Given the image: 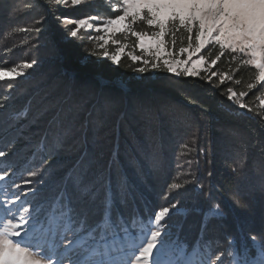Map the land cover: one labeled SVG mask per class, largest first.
Segmentation results:
<instances>
[{
    "label": "trees",
    "instance_id": "trees-1",
    "mask_svg": "<svg viewBox=\"0 0 264 264\" xmlns=\"http://www.w3.org/2000/svg\"><path fill=\"white\" fill-rule=\"evenodd\" d=\"M19 1L24 0L11 5L10 0H0V70L21 67V63L12 62L19 61L26 46L35 43L34 35L48 40L56 52L49 55L52 60L47 66L59 68L55 79L60 85L52 95L50 111L54 114L59 108L76 106L73 123L78 134L64 152L46 156L40 142L53 114L33 118L32 113L48 101L41 106L37 91L31 92L27 83L18 86L17 82L0 81V93L1 85L6 86L0 96V105H5L0 108V149L7 153L0 158V168L10 165L9 175L17 173L12 187L0 182V193L6 197V188L14 193L20 185L29 196L35 190L38 200H50L60 187L70 158L87 152L101 186L110 182L114 190L119 185L131 193V197L125 196L124 204H118L122 214L136 209L149 216L170 202L176 203L181 211L175 209L170 225L166 224L173 239L189 248L209 239L221 250L235 241L243 257L253 264L258 253L251 239L255 237L264 254V91L257 90L258 84L255 96L249 93L243 98L251 112L229 101L226 92L229 86L237 92L246 90L258 70L242 66L233 74L240 56L236 54L233 60L226 53L211 70L229 72L233 81H241L239 85L227 80L220 84L219 77L209 83L206 71L197 77L163 72L143 82L137 77L142 63L130 56H121L116 64L85 41L68 34L62 39L60 29L53 26L58 23L56 9L44 25L21 21L24 18L18 17L16 9H20V16L45 9L41 1L35 0V9L19 7ZM139 26L150 32L149 27ZM42 27H46L45 32ZM165 41L173 53L189 47L183 29L176 32L174 45L171 36ZM217 52L218 46L209 45L202 55L211 59ZM15 114L19 118L13 123L9 118ZM202 149L205 155H200ZM153 155L159 159L157 168L150 165ZM241 156L246 157L247 166L235 176L233 161ZM30 173L37 175V182L25 184ZM31 184H37L36 189ZM173 184L180 187L172 188ZM103 195L101 187L99 198ZM216 204L224 209V215L207 220L206 214ZM205 222L208 227L202 231Z\"/></svg>",
    "mask_w": 264,
    "mask_h": 264
},
{
    "label": "snow or ice",
    "instance_id": "snow-or-ice-1",
    "mask_svg": "<svg viewBox=\"0 0 264 264\" xmlns=\"http://www.w3.org/2000/svg\"><path fill=\"white\" fill-rule=\"evenodd\" d=\"M117 2L122 6L111 9L116 13L114 18L104 20L99 16H88L75 20V28L69 34L76 37L81 29L109 34L131 33L137 38L141 50L154 55L152 67L159 66L161 54L164 53L163 64L169 72L180 75L177 69L191 61V67H183L184 74L199 75L193 69L205 66L209 83L214 77H219L220 84H224L225 80L233 81V75L229 72L218 74L211 69L226 53L233 60L239 54L240 59L236 68L232 69L233 74L242 66H254L258 71L246 90L237 92L227 87V99L241 109L252 111L242 101L249 93L253 96L257 94L253 90L257 89L258 84L260 88L257 90L264 91V0ZM45 3L52 11L67 6L69 0H45ZM70 3L72 6L87 5L90 0H70ZM90 21H95V25ZM37 22L42 24L44 17ZM60 22L66 23L67 18ZM137 22H143L153 29L151 34L134 31L133 25ZM181 29L187 33L189 47H182L179 51L187 58L169 60L165 37L171 36L174 45L176 32ZM35 30L40 31L39 28ZM99 39L104 41V45L108 43L104 35H100ZM209 45L218 46V52L214 58L206 59V55L200 53ZM124 52L125 47H118L116 54L110 55L105 49L102 55L119 64ZM130 59L142 61L145 65L149 63L137 55H131ZM34 63H27L24 67L31 68ZM145 70V67L137 69L141 73ZM17 76H24L23 71L16 68L0 70V80ZM233 82L236 85L241 83L239 79ZM4 106L0 105V108ZM51 107L46 105L38 117L45 116ZM75 110L74 105L67 109L59 108L48 119L40 142L46 156L58 155L68 147L74 135ZM18 118L19 114H15L9 119L15 123ZM6 154V150L0 149V158ZM200 155H205L203 149ZM233 164L232 172L239 176L247 166V159L241 156ZM150 165L159 167L156 155L150 157ZM9 167L0 168V182H4L7 188L15 184L17 177L16 172L9 175ZM16 187L19 190L14 193L7 192L6 188L7 198L0 200V264H250L235 241H230L229 247L221 250L209 239L193 244L191 248L173 239L171 227L165 228V224L170 225L171 216L176 214V203L170 202L169 206L149 216L141 215L136 209L129 215L122 214L118 204H124L125 196L131 197V193L119 185L114 190L110 182L101 186L92 172L87 152L70 158L60 187L50 200L40 201L35 190L29 196L20 185ZM101 187L104 191L102 199L99 198ZM179 187L178 184L172 185V188ZM223 215L224 209L219 204L211 206L206 214L207 220ZM207 227L208 223L205 222L202 231ZM251 239L255 243V237Z\"/></svg>",
    "mask_w": 264,
    "mask_h": 264
},
{
    "label": "rangeland",
    "instance_id": "rangeland-1",
    "mask_svg": "<svg viewBox=\"0 0 264 264\" xmlns=\"http://www.w3.org/2000/svg\"><path fill=\"white\" fill-rule=\"evenodd\" d=\"M10 5L11 3L15 2V0H10ZM38 1L43 2V7H44V11H33L31 10L30 13H28L25 16H20V9L18 7L17 15L19 18H24L21 21H29V23H33L34 21H39L41 17H44V20L49 19L48 16H51L50 14H53V10L49 11L45 0H37ZM19 7H31V9H35V7L38 5L35 0H24L19 1ZM26 4V5H25ZM9 5V6H10ZM122 5H120L117 0H90V3H88L87 5H80V6H72L69 0V4L67 6L64 7H60L58 9H56V11H58V15L56 19L58 21L57 24L53 25L54 27H56L57 29H60L59 33L60 36L62 37V39H66L65 37H67L66 35L68 34L69 38L72 39H78L80 41H85L86 43H88L89 45L92 46V48H95L97 53H99L100 55H102V52L106 49L110 55L116 54L117 52V48L118 47H125V52L121 55H126V56H131V55H137V56H141L143 60H148L149 63L147 65H145L142 61H139L140 63H142L141 67H145V71L143 73L139 72L137 74V77L140 78V76L143 78V82H147L148 80H150V78H154L156 77L159 73H163V72H168L171 73L167 70V68L164 66L163 64V58H164V53L161 54V60L159 63L158 67H152V63L155 61V57L154 55H148L147 52L141 50L138 46V40L136 37L132 36L131 33H106L101 31L100 33H97L91 29L85 30V29H81L76 37H72L69 33L71 30H73L75 28V24L73 23V21L78 20V19H82V18H87L88 16H99L101 17V19H108V18H114V15L116 13H114L111 9L113 8H119ZM23 9V8H21ZM45 14V15H44ZM15 17V15H14ZM67 18V22L66 23H61V19ZM95 25V21H90ZM44 25V22L43 24ZM139 25H145V23L143 22H137L136 24L133 25V30L137 31V32H142V33H148L151 34V32L153 31V29L150 28V32H146L141 30ZM147 27L146 25L144 26V28ZM140 28V29H139ZM142 28V29H144ZM42 30L45 32L46 27H42ZM55 30V28L53 29ZM100 35H104L105 39L108 40V43L106 45H104V41L99 39ZM91 37V38H89ZM67 38V39H69ZM34 39L37 41H35V43L33 44H28L26 46L27 50H23L21 52V59L18 60H13L14 63L12 62V64H16V63H21V67L18 68V71H23L24 76H17L15 78L12 77H5L4 80H0V81H6L4 82V84H10V83H14L17 82V85H22L24 83H27L28 85V89L32 92V91H37L35 94H37L38 96V100L39 102H41V106L43 103H45L46 101H48V105H53L54 101L52 100V95L54 93V90L57 89L58 87H60L59 84H57V80L55 79L56 75H58V67H49L47 66V61H51L52 59L49 55H53L54 52L52 50V47L48 45V40H44L42 38H39L38 35H34ZM33 40V39H32ZM113 41H117L119 42L117 43H113ZM166 42V41H165ZM101 45H104V48H101ZM37 48H35V47ZM50 47V48H49ZM167 47V46H166ZM168 50V55L167 58L169 60H172L173 58L175 59H186V54H181L180 51L179 52H172L171 50ZM203 51V50H202ZM202 51L200 53V55H202ZM103 56V55H102ZM195 56H193V60H195ZM18 61V62H17ZM33 61H35V63L33 64V66L31 68H26L24 67L25 64L27 63H32ZM56 63V62H55ZM44 66V68H42ZM183 67H191V61L189 62L188 65L183 66ZM183 67H180L177 69V71L180 73V75L185 76V77H190L188 75H185L183 72ZM42 68V71H41ZM33 69H36V71L40 72L39 74H36V71L33 72ZM12 70V69H11ZM11 70H5V71H11ZM205 71V66H197L195 69H193V72L195 73H199V75H193L191 77H197L201 75V72ZM171 74H175V73H171ZM176 75V74H175ZM8 79V80H6ZM8 81V82H7ZM1 93L0 96L5 92L6 86L3 87V85H1ZM16 86V87H18ZM5 88V89H4ZM6 93H10L11 92H7ZM31 95V93H29ZM34 95V94H33ZM28 98V95H27ZM28 101L30 102V99H28ZM51 105V106H52ZM27 107L25 106L23 109H26ZM42 110V109H41ZM37 109V113L36 111H33V118L36 115L38 117V113L41 111ZM51 110V109H50ZM26 112V110H25ZM51 114H53V111H49ZM48 112V113H49ZM2 118V117H1ZM0 118V119H1ZM75 131V130H74ZM81 132V131H80ZM78 134V132H74V136L75 134ZM27 138V137H26ZM70 143V142H69ZM28 178V179H27ZM37 175H30L28 177H26V181L29 180L30 183L33 182H37ZM32 187H37V184H31ZM35 187V189H36ZM7 197L3 196L0 193V200H4ZM177 211H181L179 209H176ZM174 210V211H176ZM165 228L166 224H165ZM253 247L256 248L258 250V253L255 254L253 256V264H264V254H263V249L261 247V242L260 240L255 238V243H253ZM155 251V250H154Z\"/></svg>",
    "mask_w": 264,
    "mask_h": 264
}]
</instances>
